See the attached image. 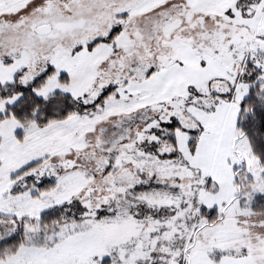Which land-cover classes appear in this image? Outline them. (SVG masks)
<instances>
[{"label": "snow or ice", "instance_id": "obj_1", "mask_svg": "<svg viewBox=\"0 0 264 264\" xmlns=\"http://www.w3.org/2000/svg\"><path fill=\"white\" fill-rule=\"evenodd\" d=\"M0 264H264V0H0Z\"/></svg>", "mask_w": 264, "mask_h": 264}]
</instances>
